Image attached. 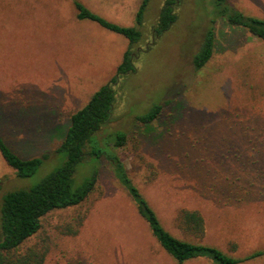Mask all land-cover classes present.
Listing matches in <instances>:
<instances>
[{"label": "rangeland", "instance_id": "1", "mask_svg": "<svg viewBox=\"0 0 264 264\" xmlns=\"http://www.w3.org/2000/svg\"><path fill=\"white\" fill-rule=\"evenodd\" d=\"M79 1L136 26L142 0ZM74 2L0 0V134L24 157L49 153L28 178H19L0 153V203L6 191L34 185L63 163L64 153H55L58 128L114 76L128 46L124 35L79 19ZM210 2L185 0L179 20L141 54L138 72L118 85L122 103L107 130L128 133L118 152L166 229L243 258L264 250V40L218 19L216 51L196 70L193 55L214 17ZM225 2L264 18V0ZM162 3L150 0L145 12L149 41ZM155 103L164 105L161 119L137 123ZM95 173L89 198L45 215L25 243L47 249L43 264H217L208 255L178 263L104 160L79 164L75 183ZM184 209L202 214L203 237L180 227ZM81 214L78 233H65ZM238 264H264V253Z\"/></svg>", "mask_w": 264, "mask_h": 264}, {"label": "trees", "instance_id": "2", "mask_svg": "<svg viewBox=\"0 0 264 264\" xmlns=\"http://www.w3.org/2000/svg\"><path fill=\"white\" fill-rule=\"evenodd\" d=\"M150 0H142L136 12V26L115 23L75 0L77 17L90 19L110 31L124 35L128 39L120 63L114 76L90 97L88 102L71 114L70 122L64 130L58 128L60 144L55 153H64L63 163L46 174L31 186L10 189L3 193L0 203V264H43L47 249L38 246H25V243L41 228L42 218L53 210L77 207L84 203L95 190L98 174L76 184L74 175L81 163L90 160H104L117 180L128 190L138 212L147 221L150 230L161 247L178 263L201 255L210 256L217 264H238L240 261L262 256L258 250L243 258L234 257L221 249L190 241L174 235L161 223L157 213L148 203L139 188L133 183L129 171L118 149L124 147L129 135L123 130L108 131L107 125L116 120V110L122 103L118 85L124 76L138 72L137 61L142 53L151 49L179 20V9L185 0H163L156 23L152 24L151 38L147 36L145 12ZM214 17L206 30L204 39L193 55L196 70L203 68L212 58L217 48L216 23L219 20L231 27L245 28L252 35L264 40V18L247 15L232 7L225 0H211ZM221 35H224L221 32ZM224 36H221L224 37ZM143 41H146L143 45ZM164 113V105L155 103L136 117L137 123L150 125L159 121ZM0 153L7 165L12 167L19 178L34 175L49 158L45 152L39 156H22L10 146L0 134ZM85 218L76 217L75 222L64 226L63 231L76 234ZM180 227L193 237H203L204 217L198 210L184 209L178 218Z\"/></svg>", "mask_w": 264, "mask_h": 264}]
</instances>
